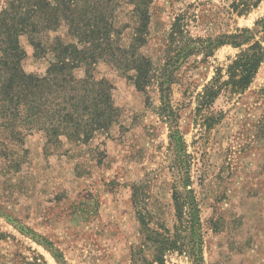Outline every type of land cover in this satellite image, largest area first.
Returning a JSON list of instances; mask_svg holds the SVG:
<instances>
[{
	"label": "rangeland",
	"instance_id": "374dc122",
	"mask_svg": "<svg viewBox=\"0 0 264 264\" xmlns=\"http://www.w3.org/2000/svg\"><path fill=\"white\" fill-rule=\"evenodd\" d=\"M230 5L155 0L143 47L137 23L118 16L117 44L149 62V87L98 64L120 109L111 131L85 140L71 132L55 145L33 134L24 157L0 158V264H264V64L243 94L206 103L217 70L227 81L241 49L181 53L236 28L255 35L244 48L264 47V0L240 17ZM179 15L184 33L173 38ZM24 43L26 71L44 73L52 58L35 59ZM175 131L183 144L171 143Z\"/></svg>",
	"mask_w": 264,
	"mask_h": 264
},
{
	"label": "trees",
	"instance_id": "16d2710c",
	"mask_svg": "<svg viewBox=\"0 0 264 264\" xmlns=\"http://www.w3.org/2000/svg\"><path fill=\"white\" fill-rule=\"evenodd\" d=\"M262 0H231L230 14H249ZM155 0H0V158L16 161L24 157L25 140L42 134L52 145L72 135L94 138L111 131L120 119V109L113 98V83L96 72L98 64L134 73V86L145 92L149 87V62L135 58L137 47L122 51L117 44L118 16L123 14L137 23L136 39L140 47L152 14ZM179 15L172 24L171 36L183 35ZM251 30L235 29L207 39L199 38L181 49L191 55L209 57L223 46L241 49L228 66L227 81L222 70L204 91L203 101L216 100L223 91L243 94L252 85L264 64V47L256 42ZM33 57L52 61L42 74L29 73L24 67L28 58L25 43ZM119 43V42H118ZM138 47V48H140ZM141 62V63H140ZM82 73V75H80ZM162 98H165L163 84ZM171 143L183 144L175 131ZM180 148H183L181 145ZM169 248L175 250L174 242ZM50 249V246L47 244ZM188 247V246H187ZM197 255L200 260L202 249ZM53 255L58 257L57 252Z\"/></svg>",
	"mask_w": 264,
	"mask_h": 264
}]
</instances>
